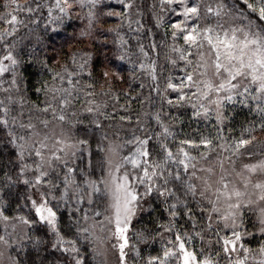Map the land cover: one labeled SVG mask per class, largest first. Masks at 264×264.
I'll return each instance as SVG.
<instances>
[{"label": "snow or ice", "instance_id": "snow-or-ice-1", "mask_svg": "<svg viewBox=\"0 0 264 264\" xmlns=\"http://www.w3.org/2000/svg\"><path fill=\"white\" fill-rule=\"evenodd\" d=\"M115 3L0 4V264H264V0H153L151 26ZM74 13L81 35L113 34L139 90L106 68L97 91L87 50L25 78L21 29ZM173 109L204 129H176Z\"/></svg>", "mask_w": 264, "mask_h": 264}, {"label": "trees", "instance_id": "trees-1", "mask_svg": "<svg viewBox=\"0 0 264 264\" xmlns=\"http://www.w3.org/2000/svg\"><path fill=\"white\" fill-rule=\"evenodd\" d=\"M2 3L3 0H0V4ZM104 3H109V0H104ZM137 3L142 4L143 6L144 22L151 26L154 23L150 7L153 0H137ZM111 5L115 8L120 7L115 3V0H111ZM103 19L105 22L99 26L98 31H106L107 28L115 26L118 22L115 17H104ZM30 27L34 28L33 33L27 34V29L22 28L18 35L19 37H24L25 52L36 57L31 63H26L24 71L25 78L32 84H35L42 75L47 78L46 72L41 68L40 61H46L49 67L59 69L63 64L69 62V57L74 51L87 50L94 54L93 78L97 84V91H99V87L103 83L102 73L106 68L111 70L119 69L123 75V81L116 80L115 82L118 88H128L129 84H131L133 89L139 90L138 84L140 81H132L130 78V65L127 62L122 63L112 56L110 49L115 47L112 43V33H107V46L101 42L103 38L98 37V33L93 36L81 35L82 31L87 29V20L84 18L83 14L78 17L74 13L72 18L66 20L64 25L56 32L51 31V27L45 31L43 20H41L39 25H30ZM122 31L126 33V38L129 39V43L132 45V51L136 52V40L133 38L135 34H129L127 27L123 28ZM154 31L156 32L157 40H161L163 38V30L154 29ZM143 42L145 44L148 43L147 40H144ZM105 55L109 57L110 62L105 60ZM135 59L136 57L133 56V60ZM85 79H88V77L85 76ZM147 91L148 89L146 87L144 90L145 94H147ZM133 107L139 108L140 105L134 104ZM236 110L238 113L236 123L239 124L247 115V109H241L240 106L237 105ZM177 111L184 122L182 124L176 123L174 125L176 129H183L184 132H190L196 127L204 129L206 122L203 120L199 122H189L191 109H173L174 113ZM248 118L251 119L252 117L249 116ZM258 135H260V139H264V134ZM9 211L11 212L12 210L9 209ZM40 231L42 232V230ZM250 242L253 245L255 240H251ZM158 248V244L154 246V249Z\"/></svg>", "mask_w": 264, "mask_h": 264}, {"label": "rangeland", "instance_id": "rangeland-1", "mask_svg": "<svg viewBox=\"0 0 264 264\" xmlns=\"http://www.w3.org/2000/svg\"><path fill=\"white\" fill-rule=\"evenodd\" d=\"M256 242H257V241L255 240V243L253 244V246H255Z\"/></svg>", "mask_w": 264, "mask_h": 264}]
</instances>
